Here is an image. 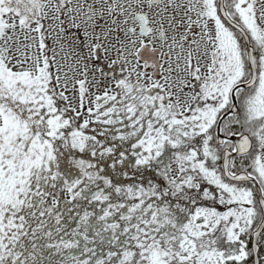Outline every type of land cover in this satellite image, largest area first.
<instances>
[{"label":"snow or ice","instance_id":"1","mask_svg":"<svg viewBox=\"0 0 264 264\" xmlns=\"http://www.w3.org/2000/svg\"><path fill=\"white\" fill-rule=\"evenodd\" d=\"M257 4L169 0L162 11L182 13L169 25H186L169 37L164 18L153 28L135 0V66L118 49L108 64L114 87L88 106L85 64L73 106L44 52L49 10L65 17L61 31L83 25L87 58L97 60L103 45L88 44L87 29L106 14L119 26L127 10L117 0H0V264H42L44 248L69 250L62 264H247L253 254L264 264V0ZM18 30L38 34L40 55L14 57ZM157 32L171 39L161 56L179 48L182 78L143 58L157 52ZM242 236L255 237L251 249Z\"/></svg>","mask_w":264,"mask_h":264},{"label":"rangeland","instance_id":"2","mask_svg":"<svg viewBox=\"0 0 264 264\" xmlns=\"http://www.w3.org/2000/svg\"><path fill=\"white\" fill-rule=\"evenodd\" d=\"M76 0L74 1V3ZM80 3H83L84 0H79ZM119 5H122L127 11L124 14H119V12L116 15V19L118 20V30L121 29L123 26V29H121V34L115 35V31L112 28L113 26L116 27L117 24L112 23V17L109 19L106 15V23L105 21H99L98 23L101 25L100 27H97L95 29L89 27L87 31L91 33L87 43L91 44L94 41L100 43L103 45V48L99 50V56L104 61V66L106 70H110L108 68V64L111 62V60L117 59V50L122 49V54L127 58L129 61V64H127V67H132V57L134 53V46L131 44V41L133 40V37L130 36L127 32V24L130 22V15L133 11V6L135 4V0H117ZM177 2H180V0H177ZM169 3V0H165L164 2H161L159 5H154L151 8L148 7V0H143V9L146 8L147 10L150 9L151 14L155 15L156 17H162L164 18L165 23H167L168 29L171 31V36L176 35V28L182 27L185 29L186 25L184 24H178L175 27H171L168 23V17L175 15L176 20L179 21L182 17V13L179 11H174L171 7L168 9L167 12L162 11L164 8V5ZM129 4H132V7H129ZM49 12H53L52 10H49ZM52 14V15H51ZM49 13L48 18V33H45L46 40L49 39L50 43V53L54 54L56 58V65L57 68L60 69V76H61V84L65 82V77L67 78L68 82V91L67 94L70 95L72 102L78 105V86L76 89L73 88V84L75 80L83 78L81 73L84 70V65H91L92 62H94L95 57L87 58L89 56V48L85 47L82 43L84 41V27L83 25L79 30H77L74 27H65L64 31H61V27H64L60 24V20H65L64 17H60L59 20L53 19L54 13ZM127 19V23H124V20ZM108 29H111V31H108ZM183 29V31H184ZM27 34L30 37H35V40L33 39H24V35ZM99 36V40L96 41V37ZM17 37L18 41L17 43H14L12 45L13 47V55L15 58H23L20 56V52L26 51L29 56L36 54L40 55V51L38 49V34L36 33H21L19 30L17 31ZM16 39V38H14ZM169 42H171V39H169ZM27 44H35L37 45L36 48H28L25 49L22 47V45ZM123 46V48H122ZM20 48V51H17V48ZM104 49H107L105 52ZM174 51V50H173ZM180 66L183 68L184 66V60L181 57L180 60ZM175 70V67H172ZM178 71V69H177ZM184 75V73L181 71V75ZM96 75L93 74L92 78V86L94 87V91L101 92L102 89H106L110 87V82L107 80H104L103 78H99L96 80ZM168 76L172 77V75L168 74ZM175 78V77H172ZM173 80V79H172ZM90 82V83H91ZM161 83H164L162 80ZM90 85V84H89ZM175 91V89H174Z\"/></svg>","mask_w":264,"mask_h":264},{"label":"flooded vegetation","instance_id":"3","mask_svg":"<svg viewBox=\"0 0 264 264\" xmlns=\"http://www.w3.org/2000/svg\"><path fill=\"white\" fill-rule=\"evenodd\" d=\"M164 1L165 0H161V2H164ZM257 7L259 8V0H258ZM138 10H140V9H136L135 11H138ZM142 10L144 12L148 13L149 19H150V21H152V25L151 26L153 28L158 27V24H159V22H160V20L162 18V15H160V17L158 18L155 15L151 14L150 9L147 10L146 8H144ZM133 14L130 16V22H128L127 29L130 28V27H135L136 28V35L135 36H133L130 33H128V34L133 37V40H137L138 41L139 40V23L133 19ZM164 27L167 30L168 35L170 37L171 31L168 29L167 23H165V21H164ZM114 28L117 29V26L114 27ZM183 29L184 28H182V27L176 28V34H178L179 32H182ZM196 31L198 32L199 29H196ZM155 35H156V39L153 40V46L156 47L157 52L154 54V57H151L147 53L144 52L143 53V57L146 58V59H149L150 61H152V60L159 61L160 63L163 64V67L165 69H167L169 66L175 67V70L172 68L173 69L172 73H168V72L165 71L163 73V75H167L168 76V74H170V75H172V77H175V78L171 77L173 80H177L178 78H182L183 74L181 75V69L176 67L177 63L180 64V60H181V59L179 61L177 60V56L180 53L179 48L178 47H173L171 60L168 59L167 55L161 56L160 55L161 52L168 53V51H169L168 45L171 42H169V40L167 42L160 41L159 38H158V35H159L158 32ZM138 46H139V44L137 43V45L135 47H138ZM142 63H143V61L141 60V66H142ZM135 64H136V60H135V56H134V61L132 62V67L135 66ZM177 69H178V71H177ZM147 71H148L149 75H151V73L153 72V69L149 68ZM156 72H157V74H156V76L154 78L157 79V80L162 81L161 73H160L159 69H157ZM109 76L111 77V74L108 75L107 77H109ZM117 76H120V75L117 74ZM169 83H171V80L169 81ZM111 87H114V81H113V85ZM98 95H101V94H98ZM248 162L249 161L247 159L244 160L245 165H247ZM175 167L176 166L173 165L174 169H175ZM247 186L253 187L254 194L257 196V198H259L260 193L258 191H256V188L258 186H254V185H247ZM89 210H91V208H89ZM70 223H71V221H70ZM68 238L69 237H67V236L65 237V239H68ZM253 238L254 237H251V238H248V237H245V236L241 237V239H245L246 240L249 249H251L253 247ZM45 242L56 243L57 241L53 240V241H45ZM261 244H262V246H261V249H260V255L264 257V240L261 241ZM42 252H43L42 264H47V261L49 259V255L51 257L50 264H62V262H67L68 259H69V250H67V249H64V250H62L60 252H56L55 250H51L50 251L49 249L44 248V249H42ZM73 254H75V253H73ZM247 264H254V254L252 256H250L249 260L247 261Z\"/></svg>","mask_w":264,"mask_h":264},{"label":"trees","instance_id":"4","mask_svg":"<svg viewBox=\"0 0 264 264\" xmlns=\"http://www.w3.org/2000/svg\"><path fill=\"white\" fill-rule=\"evenodd\" d=\"M44 23H45V21H44ZM47 30V29H46ZM46 33H47V31H46ZM38 42H39V38H38V40H37ZM11 43V42H10ZM49 43H50V41H49V39L48 40H46L45 39V44H46V49L44 50V52L49 56V57H52L54 54H52V53H50V47L51 46H49ZM249 260V259H248Z\"/></svg>","mask_w":264,"mask_h":264},{"label":"water","instance_id":"5","mask_svg":"<svg viewBox=\"0 0 264 264\" xmlns=\"http://www.w3.org/2000/svg\"><path fill=\"white\" fill-rule=\"evenodd\" d=\"M256 258V257H255Z\"/></svg>","mask_w":264,"mask_h":264}]
</instances>
